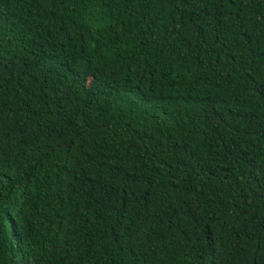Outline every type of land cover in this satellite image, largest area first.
I'll return each instance as SVG.
<instances>
[{
    "label": "trees",
    "instance_id": "1",
    "mask_svg": "<svg viewBox=\"0 0 264 264\" xmlns=\"http://www.w3.org/2000/svg\"><path fill=\"white\" fill-rule=\"evenodd\" d=\"M0 264H264V0H0Z\"/></svg>",
    "mask_w": 264,
    "mask_h": 264
}]
</instances>
